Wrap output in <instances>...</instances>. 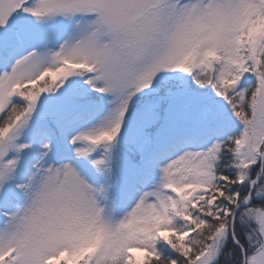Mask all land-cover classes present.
I'll use <instances>...</instances> for the list:
<instances>
[{
  "label": "snow or ice",
  "instance_id": "snow-or-ice-1",
  "mask_svg": "<svg viewBox=\"0 0 264 264\" xmlns=\"http://www.w3.org/2000/svg\"><path fill=\"white\" fill-rule=\"evenodd\" d=\"M0 264H264V0H0Z\"/></svg>",
  "mask_w": 264,
  "mask_h": 264
}]
</instances>
